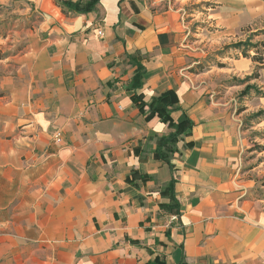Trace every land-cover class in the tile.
I'll return each instance as SVG.
<instances>
[{
  "label": "crops",
  "instance_id": "0c3cea01",
  "mask_svg": "<svg viewBox=\"0 0 264 264\" xmlns=\"http://www.w3.org/2000/svg\"><path fill=\"white\" fill-rule=\"evenodd\" d=\"M27 1L37 33L0 59V264H264V210L241 170L247 132L231 98L193 71L181 9ZM168 91L177 102L148 119ZM168 112L193 125L166 159L155 149L176 130Z\"/></svg>",
  "mask_w": 264,
  "mask_h": 264
},
{
  "label": "rangeland",
  "instance_id": "374dc122",
  "mask_svg": "<svg viewBox=\"0 0 264 264\" xmlns=\"http://www.w3.org/2000/svg\"><path fill=\"white\" fill-rule=\"evenodd\" d=\"M160 9L180 8L188 23L193 71L206 75L241 114L249 152L241 160L244 178L251 180L247 198L264 210V106L260 97L264 70V0H150ZM247 3V4H246ZM230 9L240 19H228ZM42 14L27 0H0V59L25 52L37 33ZM241 43L240 47L237 44ZM260 57L262 62L255 61ZM244 62H247L244 63ZM251 67V68H249ZM250 87L247 91V87ZM233 98V101H232Z\"/></svg>",
  "mask_w": 264,
  "mask_h": 264
},
{
  "label": "trees",
  "instance_id": "16d2710c",
  "mask_svg": "<svg viewBox=\"0 0 264 264\" xmlns=\"http://www.w3.org/2000/svg\"><path fill=\"white\" fill-rule=\"evenodd\" d=\"M99 1L100 0H88L87 3H83L81 1L59 0L60 5L64 9H68L69 11H74L78 13H87V12L94 10L97 4L99 3ZM240 45L241 43L237 44V47H240ZM254 60L260 61L261 58L255 56ZM136 65H137V69H136V73L132 81V86L140 89L143 86V78H144L145 72H144L143 66L140 63L137 62ZM249 88L250 87L248 86L246 88L247 90L243 93H247ZM165 97H170L169 104H163L162 100ZM133 99L135 102H138L141 106L145 105V103L142 101V94L135 93L133 95ZM177 100L178 99L174 91H168L164 93L159 100L154 101L150 104L147 118L149 119L153 117L157 113V111L161 109L162 107H167L170 104L171 105L175 104ZM165 120L169 122L170 125L174 126L176 130L175 132L170 133L168 136L164 137L162 140L158 142L157 147L155 149V155H158V156H161L167 159L170 156V154L174 151L178 136L182 134L183 132H185L186 130H188L189 128H191L193 125V121L186 114H182V116L178 119V121L174 122L170 118L169 112L167 113ZM172 183L174 185L175 179H173ZM149 264H164V262L158 261L157 259H155L153 263H149Z\"/></svg>",
  "mask_w": 264,
  "mask_h": 264
},
{
  "label": "built area",
  "instance_id": "2783aa9c",
  "mask_svg": "<svg viewBox=\"0 0 264 264\" xmlns=\"http://www.w3.org/2000/svg\"><path fill=\"white\" fill-rule=\"evenodd\" d=\"M99 34H102V31H99ZM58 140H61L59 137L57 138Z\"/></svg>",
  "mask_w": 264,
  "mask_h": 264
}]
</instances>
